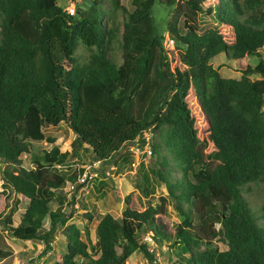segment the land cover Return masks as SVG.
Segmentation results:
<instances>
[{
  "label": "trees",
  "instance_id": "1",
  "mask_svg": "<svg viewBox=\"0 0 264 264\" xmlns=\"http://www.w3.org/2000/svg\"><path fill=\"white\" fill-rule=\"evenodd\" d=\"M108 1V9L88 0L70 14L58 0H0V260L13 253L5 236L47 253L64 226L65 252L53 264H126L134 252L158 264L145 235L167 248V264H264V205L257 215L243 195L245 185L264 183V0H216L223 30L201 34L190 25L182 32L180 22L195 21L205 0H131V11ZM219 54L256 63L240 78L223 77L211 63ZM60 123L74 135L70 150L43 129ZM149 131H158L149 141L152 181L167 193L142 205L129 192L120 220L101 216L88 246L94 214L79 198L85 183L62 167L125 159ZM38 141L53 146L34 153ZM149 181L142 173L137 186L146 197ZM73 217L82 230L67 224Z\"/></svg>",
  "mask_w": 264,
  "mask_h": 264
},
{
  "label": "rangeland",
  "instance_id": "2",
  "mask_svg": "<svg viewBox=\"0 0 264 264\" xmlns=\"http://www.w3.org/2000/svg\"><path fill=\"white\" fill-rule=\"evenodd\" d=\"M216 0H205L204 3V12L198 13L196 20H184L181 19L180 28L182 32L188 30L187 25H190L192 29L201 34L206 29L210 27H217L219 30H223V27L217 20V9L215 6ZM58 4L63 8L68 6L81 5L83 9H87L91 3L88 0H58ZM120 4L124 6L128 11L133 9L131 0H121ZM97 5L102 9H108L110 3L108 0H97ZM207 7H213L211 12H207L205 9ZM264 11V7H263ZM115 18L118 20L120 25H122L124 14L122 11H117L113 13ZM160 16L165 19L166 11L160 13ZM161 18V19H162ZM162 20V21H163ZM167 47H172V43L169 40L165 41ZM262 57L264 58V47L260 50ZM76 54L79 56L80 60L84 59L87 55V50L79 45ZM112 55L116 61L121 62V51L118 46V43H114L112 46ZM211 63L215 68L218 69L221 76L223 77H233L240 78L241 70L247 64L253 65L256 63L255 58H245L243 64H240L237 60H227L223 54H219L212 58ZM254 77V76H253ZM46 136H51L56 139L55 144L60 146L61 151L70 150L71 142L74 138L73 133L68 130L63 123H60L58 126L53 127L48 125L43 128ZM146 136L149 141L156 136L158 138V131L154 133L152 131L147 132ZM149 149L147 147H140L139 144H133L128 149L131 154H127L125 159H116L113 163L103 164L99 169L98 176L94 177L91 181L85 182V186L79 191V198L86 201L89 208L93 209L94 221L89 231V235L86 238L83 235V239L87 241L88 246L91 243L96 241V223L106 213H111L115 216L116 219L120 220L121 213L125 207L124 197L132 192L137 200H140L142 205H146V202L149 198L153 205H156L158 202V197L160 195H165L167 193L166 188L163 184H157L152 181L153 173L150 170V165L152 164L150 160V144ZM53 146L52 143L48 141H38L33 143V152L40 154L44 149L49 150ZM139 146V149L135 147ZM164 153L169 156L168 149H163ZM126 153V152H125ZM22 157L25 160L24 165L28 164V158L24 154ZM170 157V156H169ZM142 163V166H141ZM72 163L68 166L62 168L69 169V173L75 172L74 165ZM141 167V168H140ZM3 165L0 163V174ZM142 173H145L150 179L148 187L154 191L146 197L141 189L137 186L142 182ZM100 181L104 183L101 186ZM67 185H70V182L67 181ZM2 190L1 177H0V191ZM243 195L247 199L251 208L255 211L257 215L260 214L261 207L264 205V183L261 181L251 182L243 187ZM168 217L172 223L179 221V216L176 211L173 209L172 205H168ZM77 213L83 211L82 208H77ZM12 220L14 224L19 223L18 213L12 215ZM195 223L198 221L196 215H194ZM262 223V220H259ZM47 223V220L46 222ZM67 224H74L77 228L82 230V222L78 217H73L70 219ZM220 224L217 223L216 227H219ZM64 228V226H62ZM60 227L55 235L54 241L52 242L53 249L47 253H42L43 245L30 240H21L13 238L10 236H5L4 241L6 248L12 249L13 253L5 259L0 260V264H53V256L56 253L65 252L66 246V237L63 231V228ZM145 235L144 237H146ZM145 240V239H144ZM149 243V248H155L156 261L158 264H167L166 253L167 248L165 246L156 247V244L150 239L147 241ZM215 245L218 246L220 250H224L226 245L219 241L215 240ZM203 248V247H202ZM201 248V249H202ZM126 264H149L146 257L141 252H134L126 261Z\"/></svg>",
  "mask_w": 264,
  "mask_h": 264
},
{
  "label": "built area",
  "instance_id": "3",
  "mask_svg": "<svg viewBox=\"0 0 264 264\" xmlns=\"http://www.w3.org/2000/svg\"><path fill=\"white\" fill-rule=\"evenodd\" d=\"M66 11L68 13H70V14H73L74 11H75L74 10V6H68V7H66ZM169 41L171 42V40H169ZM146 134L147 133H145L143 135L144 136V139H145V145H144V147H147L148 146V149H149V145H148L149 144V139L146 136ZM135 149L138 150L139 149V146L135 147ZM102 165L103 164H101L98 161L87 162V163H82V164L75 163V166L77 168L76 183H84V182L91 181L94 177L98 176L99 169L101 168ZM31 166H32V164H31ZM144 239L146 241H149L150 240V236L147 235L146 237H144Z\"/></svg>",
  "mask_w": 264,
  "mask_h": 264
},
{
  "label": "clouds",
  "instance_id": "4",
  "mask_svg": "<svg viewBox=\"0 0 264 264\" xmlns=\"http://www.w3.org/2000/svg\"><path fill=\"white\" fill-rule=\"evenodd\" d=\"M65 9H66V7H65ZM166 40H169L168 38L166 39ZM72 163V162H71ZM73 165H74V169L76 170V172H75V174L77 173V168H76V166H75V163H77V164H82V163H80V162H76L75 160H73ZM87 163V162H86ZM30 166V165H29ZM85 183V182H84Z\"/></svg>",
  "mask_w": 264,
  "mask_h": 264
},
{
  "label": "crops",
  "instance_id": "5",
  "mask_svg": "<svg viewBox=\"0 0 264 264\" xmlns=\"http://www.w3.org/2000/svg\"><path fill=\"white\" fill-rule=\"evenodd\" d=\"M76 172V171H75Z\"/></svg>",
  "mask_w": 264,
  "mask_h": 264
}]
</instances>
